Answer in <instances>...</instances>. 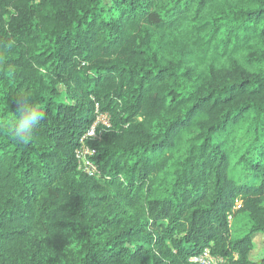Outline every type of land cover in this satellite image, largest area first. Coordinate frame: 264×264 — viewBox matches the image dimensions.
I'll return each instance as SVG.
<instances>
[{"label":"trees","instance_id":"obj_1","mask_svg":"<svg viewBox=\"0 0 264 264\" xmlns=\"http://www.w3.org/2000/svg\"><path fill=\"white\" fill-rule=\"evenodd\" d=\"M21 95L43 113L26 144ZM260 233L264 0H0V264H264Z\"/></svg>","mask_w":264,"mask_h":264},{"label":"built area","instance_id":"obj_2","mask_svg":"<svg viewBox=\"0 0 264 264\" xmlns=\"http://www.w3.org/2000/svg\"><path fill=\"white\" fill-rule=\"evenodd\" d=\"M98 110V109H97ZM111 119L108 113H98L92 126L80 138V141L75 149V156L78 164V169L89 175L99 176L101 174L100 168L95 161L97 149L90 144L98 137L100 138L99 127H110ZM242 200L237 199L234 210L241 208ZM190 261L197 264H229L228 260L220 255L213 254L209 248H206L201 254L193 256Z\"/></svg>","mask_w":264,"mask_h":264},{"label":"clouds","instance_id":"obj_3","mask_svg":"<svg viewBox=\"0 0 264 264\" xmlns=\"http://www.w3.org/2000/svg\"><path fill=\"white\" fill-rule=\"evenodd\" d=\"M19 114H13L7 131L17 142L28 143L43 119V113L37 108L34 99L28 95L18 96Z\"/></svg>","mask_w":264,"mask_h":264},{"label":"rangeland","instance_id":"obj_4","mask_svg":"<svg viewBox=\"0 0 264 264\" xmlns=\"http://www.w3.org/2000/svg\"><path fill=\"white\" fill-rule=\"evenodd\" d=\"M251 226V219L247 213L236 212L230 216V227L233 237H239L248 232ZM256 247L252 257H259L264 251V233L255 235Z\"/></svg>","mask_w":264,"mask_h":264}]
</instances>
